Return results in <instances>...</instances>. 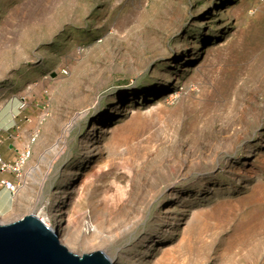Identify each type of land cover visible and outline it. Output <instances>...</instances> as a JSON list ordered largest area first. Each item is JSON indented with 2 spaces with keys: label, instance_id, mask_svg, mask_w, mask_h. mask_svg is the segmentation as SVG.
<instances>
[{
  "label": "rangeland",
  "instance_id": "1",
  "mask_svg": "<svg viewBox=\"0 0 264 264\" xmlns=\"http://www.w3.org/2000/svg\"><path fill=\"white\" fill-rule=\"evenodd\" d=\"M18 2L26 17L38 4L0 0V32ZM54 3L66 19L60 29L0 70V110L14 98L16 110L25 102L33 109L25 145L38 135L9 212L43 210L87 244L95 238L117 262L148 233L161 238L159 212L183 220L167 243L193 224L194 240L219 253L229 243L264 246V0ZM116 5L117 17L104 27ZM156 36L161 43L150 45ZM11 107L0 121L12 119ZM16 129L20 140L25 132ZM69 179L75 182L66 191ZM157 181L164 190L158 198ZM167 243H154L148 258Z\"/></svg>",
  "mask_w": 264,
  "mask_h": 264
},
{
  "label": "bare ground",
  "instance_id": "2",
  "mask_svg": "<svg viewBox=\"0 0 264 264\" xmlns=\"http://www.w3.org/2000/svg\"><path fill=\"white\" fill-rule=\"evenodd\" d=\"M38 2V4L34 5L35 9L32 14L27 15L24 14V10L20 9L21 2H18V6L11 9V12L14 14L10 18V21H6L2 23L0 38H7L8 34H12L13 38L2 41L0 39V70L7 71L12 68L13 65L19 64L25 54L31 53V47L36 44L38 41L40 42L42 39L49 38L52 34H54L63 23L66 21L65 18H60L61 14L57 12V4L54 3L55 0H34ZM229 5V4H228ZM225 5V6H228ZM120 6L116 5L111 10L109 14L106 15V23H104V27H110L111 22L115 17H117L118 12L120 10ZM67 10H64L66 14ZM25 17V18H24ZM14 22H12V21ZM129 23L132 24L135 22V18L129 17ZM138 23L145 22V18L139 17L137 20ZM121 23H116L114 28L117 30L123 29ZM147 31V30H146ZM120 32V31H118ZM16 38H18L16 40ZM152 38V37H151ZM153 39V38H152ZM158 37L153 39L150 45L157 46L161 43ZM210 42L208 41L207 44ZM20 45V51L16 46ZM183 53L179 52V59L182 57ZM184 58V57H183ZM183 58L181 60H183ZM141 92H137L138 96ZM120 103V102H119ZM118 104V103H117ZM230 104V102H228ZM119 106H115V112L118 111ZM21 151L25 148L24 142L21 145ZM74 179H69L66 182V191L71 188L74 184ZM154 188L157 190V198L161 196L164 191L161 189L162 183L159 181L154 182ZM166 187V186H165ZM156 196L152 195L147 200H144L147 206H150ZM23 208L20 206L19 210L21 211ZM23 211V210H22ZM201 213V211H198ZM17 208H13L8 215L4 217H0V223H10L15 221L16 219L22 217V215H17ZM144 213V212H143ZM176 214V211L173 212ZM59 213L56 212L53 217L59 216ZM68 214H70L68 212ZM86 225L85 232L90 233L93 226L91 224V214L90 212H86ZM40 220H42L48 227L53 230H57L61 234L62 243L72 252L76 253L80 248L84 251H95L100 249L106 256L109 257L113 264H142L144 260L148 261L149 264H264V246L261 245H252L250 243L234 245L233 243H229L220 253L218 252L215 244L212 243H201L198 240H194L193 236V224H187L186 231L183 233L180 239L176 238L173 242L167 243L165 240L171 241L173 238V232L178 230V227L182 225L183 220L181 218L173 217L170 215H165L162 217V213H158V222H162V229H165L168 233L164 232V234L159 237V239L155 237L152 238L151 234L148 233L146 236V241H143L141 244L132 250L129 254V259H125V257H121L124 255H120L118 262L113 260V256L109 254V251L100 245V242L95 238L88 241L90 244H87L85 241L80 240V235L71 234L66 231V226L64 222L58 221L56 223H52V219L47 217L44 214L43 210L38 214H35ZM128 215V214H127ZM176 216V215H175ZM142 217V216H141ZM140 215L137 218V221L129 222L131 224L130 229L135 230L136 225L142 221ZM200 223V220L197 221ZM56 224V225H55ZM53 225L56 227L54 228ZM171 234L170 236H168ZM150 241V242H149ZM146 243H148L146 245ZM153 243V244H152ZM155 244H164L165 246L160 248V252L156 257L148 258V255L155 251ZM134 246H132L133 248ZM144 248V253L140 254L142 249ZM80 251V250H79ZM137 252V254H136ZM139 252V253H138ZM121 254V253H120ZM136 254V255H134ZM133 255V256H132ZM146 258V259H145Z\"/></svg>",
  "mask_w": 264,
  "mask_h": 264
},
{
  "label": "water",
  "instance_id": "3",
  "mask_svg": "<svg viewBox=\"0 0 264 264\" xmlns=\"http://www.w3.org/2000/svg\"><path fill=\"white\" fill-rule=\"evenodd\" d=\"M0 264H113L102 251L78 255L35 214L0 223Z\"/></svg>",
  "mask_w": 264,
  "mask_h": 264
},
{
  "label": "crops",
  "instance_id": "4",
  "mask_svg": "<svg viewBox=\"0 0 264 264\" xmlns=\"http://www.w3.org/2000/svg\"><path fill=\"white\" fill-rule=\"evenodd\" d=\"M14 100H16L15 98L10 100L8 102V104L10 103L12 105L11 107V113H12V119L9 120L8 122H6V119L2 121H0V132H1V138H0V152H1V145L3 143H10L9 144V150L5 152V154L1 155L4 158V160L8 163H14V161L19 157V151L21 150V143L24 142V145L26 143V141L24 140V138H26V136L31 132L32 133V129H33V121H32V110L28 109H21V103L18 100V109L16 110L14 106ZM8 104L6 106H4V108H2L0 110V115L1 113L5 110V108L8 106ZM18 114V115H16ZM15 117V118H14ZM30 121V122H29ZM15 125V130L16 126L20 129L23 130V132H25L24 135L21 136L22 141H20L18 139L19 136V132H16L15 130H13L14 132H11V126ZM11 132L9 134V136H4L3 134H5V132ZM5 137V138H4ZM1 179H7L10 181H15V175L11 174V173H1ZM14 202V196L11 194L10 191L0 188V212L1 211H5V212H9L10 208L12 207Z\"/></svg>",
  "mask_w": 264,
  "mask_h": 264
},
{
  "label": "built area",
  "instance_id": "5",
  "mask_svg": "<svg viewBox=\"0 0 264 264\" xmlns=\"http://www.w3.org/2000/svg\"><path fill=\"white\" fill-rule=\"evenodd\" d=\"M26 104L23 102L21 104V109H25ZM15 118V117H14ZM19 128V127H17ZM38 135L34 134L30 140L27 142V146L21 151H19V157L14 161V163H8L4 160L0 152V173H11L15 175V181H10L7 179L0 180V188L6 189L11 192V194L16 197L21 189V177L24 166L31 155L30 144L36 141Z\"/></svg>",
  "mask_w": 264,
  "mask_h": 264
}]
</instances>
